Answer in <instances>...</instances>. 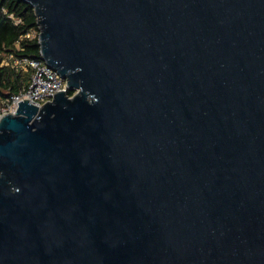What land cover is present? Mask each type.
Returning a JSON list of instances; mask_svg holds the SVG:
<instances>
[{
    "label": "water",
    "instance_id": "obj_1",
    "mask_svg": "<svg viewBox=\"0 0 264 264\" xmlns=\"http://www.w3.org/2000/svg\"><path fill=\"white\" fill-rule=\"evenodd\" d=\"M22 1L66 91L0 116V264H264V0Z\"/></svg>",
    "mask_w": 264,
    "mask_h": 264
},
{
    "label": "trees",
    "instance_id": "obj_2",
    "mask_svg": "<svg viewBox=\"0 0 264 264\" xmlns=\"http://www.w3.org/2000/svg\"><path fill=\"white\" fill-rule=\"evenodd\" d=\"M38 25L33 8L22 0H0V107L28 86L29 73L2 66L8 54L39 58ZM72 96L74 92H67Z\"/></svg>",
    "mask_w": 264,
    "mask_h": 264
},
{
    "label": "built area",
    "instance_id": "obj_3",
    "mask_svg": "<svg viewBox=\"0 0 264 264\" xmlns=\"http://www.w3.org/2000/svg\"><path fill=\"white\" fill-rule=\"evenodd\" d=\"M2 66H10L16 71L29 73L28 86L18 94L2 101L0 116L15 114L18 103L28 101L38 108L53 100V96L66 91L65 82L40 58L18 57L8 54L2 60ZM71 97V96H69Z\"/></svg>",
    "mask_w": 264,
    "mask_h": 264
}]
</instances>
